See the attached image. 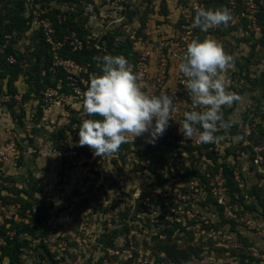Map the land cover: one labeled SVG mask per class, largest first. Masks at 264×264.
<instances>
[{
  "label": "rangeland",
  "instance_id": "1",
  "mask_svg": "<svg viewBox=\"0 0 264 264\" xmlns=\"http://www.w3.org/2000/svg\"><path fill=\"white\" fill-rule=\"evenodd\" d=\"M18 2L26 28L5 34ZM200 7L226 8L233 19L202 31L193 26ZM54 16L78 22L70 49L81 40L94 57L119 55L146 32L176 37L185 26L194 39L219 42L235 57L226 83L243 99L222 111L236 123L217 133L223 139L216 144L185 139L178 121L192 108L176 103L175 90L173 119L155 143L137 137L111 156H95L78 145V127L99 119L83 113L82 101L100 69L93 60L54 55ZM0 33V264H259L264 0H0ZM44 50L50 80L54 71L66 76L57 90L43 78ZM151 61L146 93L157 78ZM5 62L20 68L10 85L1 75L10 71ZM160 86L155 94H173L174 75L165 73ZM11 139L15 153L5 152Z\"/></svg>",
  "mask_w": 264,
  "mask_h": 264
},
{
  "label": "clouds",
  "instance_id": "2",
  "mask_svg": "<svg viewBox=\"0 0 264 264\" xmlns=\"http://www.w3.org/2000/svg\"><path fill=\"white\" fill-rule=\"evenodd\" d=\"M232 14L226 8L196 11L193 26L202 31L228 26ZM99 74H93L83 93L82 109L88 117L78 129L79 146L89 147L95 156H111L122 144L148 134L147 142L155 143L173 119L174 95L167 92L148 94L126 58L105 54L93 57ZM235 66V57L212 39H193L178 65L192 110L178 121L185 139L198 144H216L223 137L221 130L230 129L236 121L225 120L222 109L242 101V97L227 88V72Z\"/></svg>",
  "mask_w": 264,
  "mask_h": 264
},
{
  "label": "built area",
  "instance_id": "3",
  "mask_svg": "<svg viewBox=\"0 0 264 264\" xmlns=\"http://www.w3.org/2000/svg\"><path fill=\"white\" fill-rule=\"evenodd\" d=\"M202 7V4L200 5ZM197 5H194L193 8L196 9ZM200 7V8H201ZM152 26H155L154 24ZM158 26V25H157ZM155 28V32L156 29ZM188 28H182L181 31L177 32L178 35L175 36H164L161 34L156 33V35H159V37H155L154 35H149L148 32H146V35H139L134 37V40L132 41L133 46L128 49L127 54L124 55L120 53V56H123L127 59L129 65L131 66L134 73H138L142 75V79L139 81L141 86L143 85V79H145L150 73L149 65L151 64V59H155L154 61V70L157 72V78L155 82L151 85V89L147 90L148 94H155L158 91H162L163 88L160 86L162 84V81L164 79L165 73L174 75L175 78V88L173 90H169V92H173L175 90L178 91L179 100L176 101L178 104L180 101L183 102V104L188 105V107L191 109L192 106L190 105L191 98L187 94V91L184 87L183 80L185 79L182 74L179 72L178 65L181 62L187 48V44L191 42L194 39V31H192L189 26H185ZM51 29H49L50 31ZM54 42V41H53ZM77 45L75 47L80 46V41L76 40ZM56 46H54V55H57L58 51V42H54ZM137 45V47H135ZM58 56V55H57ZM70 60V58H67L65 60ZM55 90L60 88V82H57L54 86ZM158 87H160L158 89ZM186 105V106H187ZM178 107V106H177ZM142 139H147L148 134L146 133L144 136H141ZM130 140H132L130 138ZM12 151L13 153L16 152L15 144L13 140L11 139L9 142L5 144V152L7 150ZM1 152V151H0ZM2 153V152H1ZM261 259L259 261V264H264V254H261ZM103 262H96L93 261L91 264H104ZM115 264H126V263H118L115 262ZM129 264V263H127Z\"/></svg>",
  "mask_w": 264,
  "mask_h": 264
},
{
  "label": "trees",
  "instance_id": "4",
  "mask_svg": "<svg viewBox=\"0 0 264 264\" xmlns=\"http://www.w3.org/2000/svg\"><path fill=\"white\" fill-rule=\"evenodd\" d=\"M22 3L18 2L16 4V6H12L11 8V15L9 16V23L4 25L3 32L5 34H12L13 32V27H17L18 31H22L24 30V28H26V25L24 24V21H26L28 18H25L24 16H22L20 14L21 12V8H22ZM53 22L52 25L54 27L53 31H52V38L54 42H58L59 46H58V52L57 55L59 54L60 57H68V58H72L75 59L76 61H86V60H93L94 55L97 53V51L92 48L91 50L89 49H85V44L84 41L83 43L80 41V46L71 50L70 49V38H72L71 34L72 31L75 30L77 31V29L79 30V24L78 22L74 21L72 18H57V17H53L52 18ZM78 33V32H77ZM2 36V33H0ZM81 34V33H79ZM78 34V35H79ZM80 36V35H79ZM78 39V37H75V39ZM68 39V40H67ZM129 47L128 45H123L121 50L120 48H118V52L122 53L124 55L127 54ZM8 51H11V48H7L5 51V55L8 53ZM117 52V53H118ZM44 60L45 62L42 64V69L44 70V74H43V78L45 80V82L49 83L50 85H52L53 87L56 85V83L58 81H62L65 82V74L63 72V70H58V71H54V77H52V80H50L49 78V74H50V67L52 66V59L51 56L49 54V52H47L46 50H44ZM40 58V54L37 56V59ZM18 60V59H17ZM96 63V62H95ZM5 64H8L7 62H5ZM3 64H1L2 66ZM11 66V67H9ZM8 70H10L9 72H2V77L7 76V85H10V83L15 79V77L18 74V70L20 69L18 66L17 62H14L12 64H8ZM60 78V80H58ZM37 221V220H35ZM26 228V226H25ZM29 231L31 232V230L29 229Z\"/></svg>",
  "mask_w": 264,
  "mask_h": 264
},
{
  "label": "crops",
  "instance_id": "5",
  "mask_svg": "<svg viewBox=\"0 0 264 264\" xmlns=\"http://www.w3.org/2000/svg\"><path fill=\"white\" fill-rule=\"evenodd\" d=\"M71 261V264H76V261L74 260V261H72V259L70 260ZM44 262V261H43ZM38 264H43V263H38ZM44 264H50V263H48V262H45ZM59 264H61V263H59Z\"/></svg>",
  "mask_w": 264,
  "mask_h": 264
}]
</instances>
